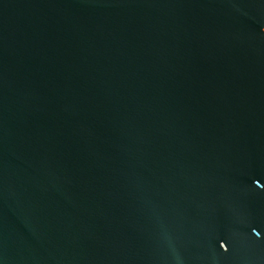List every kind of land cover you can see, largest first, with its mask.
<instances>
[{"label":"water","instance_id":"95a60500","mask_svg":"<svg viewBox=\"0 0 264 264\" xmlns=\"http://www.w3.org/2000/svg\"><path fill=\"white\" fill-rule=\"evenodd\" d=\"M0 264H264V0H0Z\"/></svg>","mask_w":264,"mask_h":264}]
</instances>
